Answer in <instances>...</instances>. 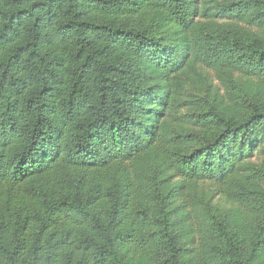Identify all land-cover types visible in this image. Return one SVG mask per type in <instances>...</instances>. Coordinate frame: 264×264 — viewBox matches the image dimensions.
Instances as JSON below:
<instances>
[{
  "label": "trees",
  "instance_id": "16d2710c",
  "mask_svg": "<svg viewBox=\"0 0 264 264\" xmlns=\"http://www.w3.org/2000/svg\"><path fill=\"white\" fill-rule=\"evenodd\" d=\"M0 264H264V0H0Z\"/></svg>",
  "mask_w": 264,
  "mask_h": 264
}]
</instances>
